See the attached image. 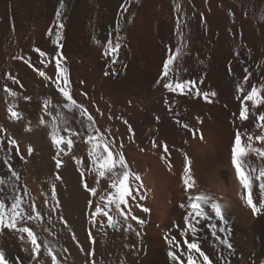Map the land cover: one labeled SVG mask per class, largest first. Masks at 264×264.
I'll return each instance as SVG.
<instances>
[{
	"label": "bare ground",
	"instance_id": "obj_1",
	"mask_svg": "<svg viewBox=\"0 0 264 264\" xmlns=\"http://www.w3.org/2000/svg\"><path fill=\"white\" fill-rule=\"evenodd\" d=\"M59 3L60 0H0V127L6 129V134L0 133L3 137L0 176H10L3 163L9 159L20 175L16 184L21 194L24 195L26 188L25 200L34 202L44 217L40 225L30 222L29 226L61 250L58 259L62 264H90L91 260L95 264H173L164 237L175 236L181 247L186 248L180 230L185 227L187 209L180 205L187 204L182 183L187 154L197 180L192 194L203 192L211 196L221 204L228 221L225 225L206 208L209 219L201 218L195 225L202 250L214 264H264V216H253L242 199L246 193L231 165L230 152L235 131L232 113L239 111L237 96L243 99L236 91L237 85L243 84L248 73L251 76L244 85L245 94L252 84L264 83V0H64L62 52L71 94L93 115L97 127L114 137L117 146L123 144L130 170L141 176L140 194L145 199L138 196L136 201L129 199L132 214L145 221L140 226L129 220L140 232L139 237L123 229L101 231L98 225L90 224L87 202L92 199L95 205L99 195L111 191L108 181L101 179L97 197H90L84 191L72 157L84 161V179L90 187L95 186L96 175L89 172V145L83 136L72 138L70 155L62 153L57 157L63 161L57 169L50 129L40 125L39 118L43 115L44 98L51 97L53 104L60 103L61 98L50 80L14 58H30L35 68L55 78L52 57L56 48L52 43L54 37H48L47 32L53 26ZM178 18L183 42L176 32ZM110 33L113 44L117 35L120 38L115 63L111 55H104ZM181 43L184 44L182 55L171 66L173 80H196L201 91L217 93L213 103L192 94L169 93L157 84L167 47L175 50ZM34 48L48 54L47 60L52 62L47 67L40 63L41 57ZM245 68L248 73L244 72ZM8 74L15 75L24 88L8 80ZM200 80L203 84H199ZM5 85L20 93L16 104L17 110L24 114L22 121L8 118L6 101L10 102L11 98L3 91ZM25 95L32 100L22 99ZM51 110L55 114L56 109ZM61 111L69 119V126L80 131L75 122L77 113ZM256 111L264 112V105ZM50 119L45 116L46 121ZM253 119L250 114L249 121L240 125L241 130L251 131ZM184 124L189 127L184 128ZM27 126L32 127L31 132L25 131ZM201 133L203 140L199 139ZM9 136L17 140L19 154L15 147L9 150ZM153 140L156 147L152 146ZM164 144L168 145L169 153H164ZM29 146L33 149L31 155H28ZM253 147L264 148V144L256 141ZM248 159L251 166L264 163L255 156ZM57 175L61 179L57 180ZM257 184L254 182V201L259 198ZM53 185L56 200L52 199ZM144 207L150 211L144 212ZM212 225H216L217 235L228 237L233 244L231 251L219 245L212 235ZM45 227L48 232L43 230ZM222 227L228 231L220 232ZM89 231L96 240L94 246L89 241ZM188 239L192 240L191 233ZM26 247L30 248V244L21 241L18 234L5 229V234L0 235V249L5 251L9 264H36L24 250ZM92 247L95 256L89 257L86 253ZM64 248L68 251L63 252ZM40 261L50 264L43 251Z\"/></svg>",
	"mask_w": 264,
	"mask_h": 264
},
{
	"label": "snow or ice",
	"instance_id": "obj_2",
	"mask_svg": "<svg viewBox=\"0 0 264 264\" xmlns=\"http://www.w3.org/2000/svg\"><path fill=\"white\" fill-rule=\"evenodd\" d=\"M65 9L64 0H60L59 6L55 12V19L53 26L48 29L47 36L54 37L52 40L53 45L56 48V54L52 57L55 62V78L48 76L43 70L37 69L31 63L30 58H25L24 56L14 57L15 59L22 60L29 68L33 71L38 72L39 76L43 77L45 80H50L54 85L56 92L61 98L60 103L53 104L52 98L47 97L43 99L42 109L43 115L39 118V124L50 129L49 137L52 145L56 149L55 163L57 169H59L63 161L57 157L60 154L70 155L73 149L74 140L73 137L83 136L85 142L89 145L88 157L91 162L90 173H95L96 181L95 186H89L85 177V163L82 159H78L75 156L72 157L77 168L79 169L81 183L83 189L90 197H97L98 189L100 188L101 179L108 181V189L106 194L99 195L97 203L93 205L92 199L87 202L89 215V222L93 227L99 226L101 231L107 229H112L119 231L123 229L126 232H135L136 236H140V232L136 231L133 224L129 222L131 219L135 221L137 225L143 226L145 221L140 219L136 215L132 214V209L129 204V199L132 201L137 200V196L140 200L145 199V197L140 194L143 188V183L141 176L133 173L128 165L125 155L122 151L123 144L121 143L117 146L115 138L110 137L99 127L96 126L95 118L91 113L88 112L86 108L80 105L72 96L70 90V78L67 67L64 66V56H63V43L64 40V29L65 24L63 23L62 16ZM179 7H177V12H179ZM127 11V8L124 9ZM14 27V26H13ZM55 29V31H53ZM119 25L116 26V31L119 32ZM176 32L183 42L184 36L181 32V21L177 19ZM117 42L113 44L111 33L109 34V39L107 41L106 49L104 51L105 56H112V62H116V56L120 50L121 44L119 41V36L116 37ZM184 44L181 43L180 46L173 50L172 47H167L166 58L163 62V70L157 84H160L169 93L187 96L192 94L194 98H201L206 103H213V98L216 97L217 93L214 91H201L196 80H184L179 79L173 80L172 75V65L182 55V48ZM41 57L40 63L47 67L48 63L52 60H47L48 54L39 48L33 49ZM237 55H239L237 53ZM47 61V62H46ZM231 72V69H229ZM245 73H248V69H244ZM105 75H108L106 72ZM251 73H248L244 77L243 84H238L236 91L243 96L241 100L240 96H237V100H240L239 111L232 113L233 125L235 128L234 138L231 143V165L235 170V175L239 181V184L245 190L246 195L242 196V199L246 201V204L250 208L253 216L261 217L264 216V163L259 166H251L249 163V157L255 156L258 161L264 162V148L253 147V143L258 141L260 144H264V112H257L256 110L264 105V83L257 86L252 84L250 90L245 94L244 85L248 83ZM7 79L13 84L19 85L20 88H24V85L15 75L8 74ZM199 84H203V80L199 81ZM3 91L11 98L8 103L7 113L8 118L11 121L18 122L24 119L23 112L17 110L16 99L20 97V93L14 91L7 85L4 86ZM25 101L32 100V97L25 95L22 97ZM249 102H251V110L249 108ZM52 108L56 109L55 114H53ZM61 109H66L69 113H77L75 119L76 124L80 126V131L69 126V119L64 116ZM253 117L252 130L249 131L245 128L241 130L240 125L245 124ZM45 116L50 117V121L45 120ZM199 119V118H198ZM157 120L159 118L157 117ZM29 121V125H30ZM127 124V121H124ZM177 124L180 121H176ZM202 123V121H201ZM184 128H188L187 124L183 125ZM259 130L256 132L255 130ZM129 132H132V128L128 126ZM191 131V129H189ZM25 131L31 132L32 127H25ZM67 133V135H62L61 133ZM0 133L6 134V129L0 127ZM193 136H196V132L193 131ZM199 139L203 140V134L201 133ZM3 137H0V141ZM9 150L12 147L16 148L17 154H19L20 149L16 139L8 138ZM152 146L156 147V141H152ZM164 153H169V148L167 144L163 145ZM33 149L31 146L28 147V155H31ZM20 159L23 160L24 157L21 155ZM163 159V157H162ZM185 166L183 169L182 183L184 186V191L187 196V204H181L182 208L187 209V214L185 217V227L180 230V235L184 237L183 245L186 248L181 247V242L176 239L175 236H165L164 239L170 248L167 255L173 264H214L213 259H210V255L206 254L202 250L201 243L196 239L198 228L195 226L200 222V219H209V212L206 208H210L211 212L214 213L215 217L224 223L225 225L228 221L225 218L224 210L220 203L212 199L211 196L200 192L193 195L192 192L197 187V180L193 175L192 170V160L185 154ZM167 162V161H166ZM3 163L6 165L10 176L4 177L0 176V235L5 234V229L13 234H18L21 241H26L30 244V248H25L24 250L29 252L32 260L36 261V264H41L40 257L42 251L44 255L50 258V264H62V260L58 259V255L61 254V250L55 248L51 241L48 239H42L37 231H34L29 223H34L40 225L44 217L41 215L40 211H37L36 204L28 203L24 195L27 194V189H24V195L21 194L20 188L17 186L16 181L20 180L19 173L14 169L13 165L9 163V159H5ZM169 171H171V164L168 165ZM15 178L13 181L12 178ZM59 180L61 177L56 176ZM136 183V187L133 188V183ZM254 182H258L256 185L258 187V200L253 199V187ZM7 189V191H6ZM135 192V195H134ZM52 199L56 200L55 185L52 188ZM47 203V200L44 201ZM59 202L56 201L58 206ZM142 207L141 205H137ZM55 210V208L53 209ZM144 212H149L150 210L146 207L143 208ZM66 224V222H65ZM179 227V226H177ZM214 229L212 235L218 241L219 245L224 246L228 250L233 249V244L229 242L227 236L221 238L217 235L215 231L216 225H212ZM48 232L47 227L43 229ZM220 232H226L225 228H220ZM188 233H191L192 240L189 241ZM26 234V237H25ZM51 234V233H50ZM107 233L105 232V235ZM88 237L90 243L94 246L96 240L91 231L88 232ZM73 240L76 239L73 235ZM84 251L83 247L80 249ZM63 252H67L68 249L64 248ZM89 257L95 256V248L92 247L87 253ZM202 258V259H201ZM0 264H9V260L6 258L5 251L0 249ZM19 264V262H18ZM90 264H95L94 260L90 261ZM218 264V262H217Z\"/></svg>",
	"mask_w": 264,
	"mask_h": 264
}]
</instances>
